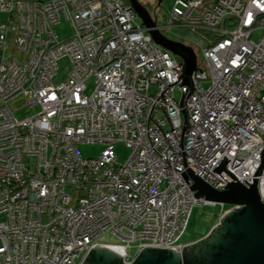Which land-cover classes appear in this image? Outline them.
Segmentation results:
<instances>
[{
    "label": "built area",
    "instance_id": "2783aa9c",
    "mask_svg": "<svg viewBox=\"0 0 264 264\" xmlns=\"http://www.w3.org/2000/svg\"><path fill=\"white\" fill-rule=\"evenodd\" d=\"M0 14L10 17L0 23V264H84L97 247L124 264L145 249L183 255L193 208L214 204L194 196L189 168L220 192L254 185L264 150V0L175 2L170 29H190L206 45L200 59L192 48L189 82L183 60L137 25L131 0H0ZM63 20L73 28L66 40L56 32ZM19 100L39 112L19 120ZM120 142L131 151L124 164ZM83 144L104 150L86 159ZM224 157L238 181L213 172ZM256 179L264 203V167ZM106 235L116 244L101 243Z\"/></svg>",
    "mask_w": 264,
    "mask_h": 264
},
{
    "label": "water",
    "instance_id": "95a60500",
    "mask_svg": "<svg viewBox=\"0 0 264 264\" xmlns=\"http://www.w3.org/2000/svg\"><path fill=\"white\" fill-rule=\"evenodd\" d=\"M133 9L142 20L147 29L146 32L161 48L169 51L175 57L183 60V73L185 80L196 72L197 57L192 48L180 42L167 39L157 29V23L138 0H131ZM162 0H159V4ZM186 82V83H187ZM230 160L224 157L214 173L224 182L226 178L221 175L225 171L232 179L237 180L229 170L225 168ZM264 167V150L262 152L261 166L255 174L254 185L250 188L238 183H231L222 188L225 191H217L200 177L187 170L195 184L190 187L196 192L194 196L204 198L214 204L231 205L233 209L225 214L221 222L212 230L211 234L203 241L186 246L183 255L176 250L145 249L136 258L133 264H264V203H262L257 190L256 176H260ZM241 208H238V207ZM202 248L201 253L194 251ZM193 253V254H192ZM194 256L192 259L190 256ZM123 256L107 248L97 247L92 249L84 264H124Z\"/></svg>",
    "mask_w": 264,
    "mask_h": 264
},
{
    "label": "rangeland",
    "instance_id": "374dc122",
    "mask_svg": "<svg viewBox=\"0 0 264 264\" xmlns=\"http://www.w3.org/2000/svg\"><path fill=\"white\" fill-rule=\"evenodd\" d=\"M22 2L36 1V0H19ZM177 0H162V3L159 4V0H138V2L145 8H148L152 12V19L154 20V15L156 16V21L158 23V27L161 28V33L167 39L180 42L186 46L193 48L197 55H199V59L201 57V49L200 47L206 48L204 37L196 33L190 29L174 27L172 30L170 29V19L169 15L172 12L173 6ZM137 15V13L135 12ZM138 16V15H137ZM10 17L7 14H0V23L6 24L8 23ZM155 21V20H154ZM137 25H142L143 22L139 18L136 20ZM56 32L61 40L68 39L72 33L73 28L69 21L63 20L57 27ZM258 37V36H256ZM59 74L58 79L61 81H65L68 77V69L69 63L67 59L62 60L59 63ZM202 85L204 89H208L210 86V81H203ZM88 94H93L95 92V80L91 79L88 84ZM177 98L181 97V94L178 92L176 94ZM26 102L23 100H19L13 104V108L15 109L16 117L19 120H24L26 118L31 117L33 114L39 112L38 109L31 110L27 108ZM79 150L84 158L86 159H97L104 147L102 145L97 144H83L79 146ZM115 152L118 157L119 163H126L131 155V151L127 148L126 144L118 143L115 147ZM233 209L231 205L227 204H199L196 205L191 213L189 218V222L186 227V231L182 238L179 241V244L186 247L190 245H194L204 239H206L212 232V230L221 222V219ZM218 227V226H217ZM116 239L112 236L106 235L101 239V243L105 244H116ZM138 252L136 249H133L129 253L130 259L136 258Z\"/></svg>",
    "mask_w": 264,
    "mask_h": 264
},
{
    "label": "flooded vegetation",
    "instance_id": "af4514ba",
    "mask_svg": "<svg viewBox=\"0 0 264 264\" xmlns=\"http://www.w3.org/2000/svg\"><path fill=\"white\" fill-rule=\"evenodd\" d=\"M147 10H148V12L150 13V15L152 14V12L148 9V8H146ZM152 16V15H151ZM154 20L156 21V16L154 15ZM195 251H197V252H199V253H201V251H202V248H196V249H194V251H193V253L195 252ZM192 253V254H193Z\"/></svg>",
    "mask_w": 264,
    "mask_h": 264
},
{
    "label": "trees",
    "instance_id": "16d2710c",
    "mask_svg": "<svg viewBox=\"0 0 264 264\" xmlns=\"http://www.w3.org/2000/svg\"><path fill=\"white\" fill-rule=\"evenodd\" d=\"M193 257H194V256H192V255L190 256L191 259H192Z\"/></svg>",
    "mask_w": 264,
    "mask_h": 264
},
{
    "label": "crops",
    "instance_id": "0c3cea01",
    "mask_svg": "<svg viewBox=\"0 0 264 264\" xmlns=\"http://www.w3.org/2000/svg\"><path fill=\"white\" fill-rule=\"evenodd\" d=\"M203 241V240H202ZM201 242V241H200ZM199 243V242H198Z\"/></svg>",
    "mask_w": 264,
    "mask_h": 264
}]
</instances>
